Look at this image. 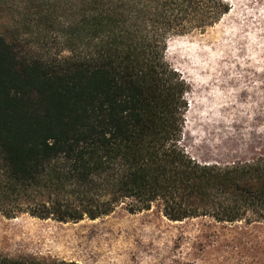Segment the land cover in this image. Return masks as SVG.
I'll use <instances>...</instances> for the list:
<instances>
[{"label": "trees", "instance_id": "16d2710c", "mask_svg": "<svg viewBox=\"0 0 264 264\" xmlns=\"http://www.w3.org/2000/svg\"><path fill=\"white\" fill-rule=\"evenodd\" d=\"M231 11L229 0H0V214L77 223L157 204L171 222L264 225V139L246 159L189 156L191 87L166 59L169 39ZM29 26L42 53L69 54H31Z\"/></svg>", "mask_w": 264, "mask_h": 264}, {"label": "rangeland", "instance_id": "374dc122", "mask_svg": "<svg viewBox=\"0 0 264 264\" xmlns=\"http://www.w3.org/2000/svg\"><path fill=\"white\" fill-rule=\"evenodd\" d=\"M229 2L232 11L218 25L169 39L166 50L191 87L182 146L202 164L246 159L264 139V0ZM29 29L35 27L25 32L31 54H69L56 44L42 53ZM0 257L31 264H264V225L209 216L171 222L157 204L134 214L123 205L77 223L0 214Z\"/></svg>", "mask_w": 264, "mask_h": 264}]
</instances>
